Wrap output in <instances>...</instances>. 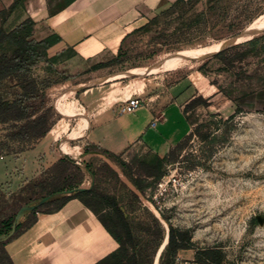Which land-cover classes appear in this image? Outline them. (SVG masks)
<instances>
[{
    "label": "rangeland",
    "instance_id": "obj_1",
    "mask_svg": "<svg viewBox=\"0 0 264 264\" xmlns=\"http://www.w3.org/2000/svg\"><path fill=\"white\" fill-rule=\"evenodd\" d=\"M251 40L256 42L248 45ZM232 46L239 49L227 56V64L214 58ZM120 52L119 61L109 60L96 69L98 76H159L166 86L186 80L207 106L200 105L201 112L189 116L190 136L177 160L163 169L164 177L157 183L139 180L143 194L115 163H133L138 159L133 153L105 157L124 179L104 158H86L88 180L83 176L79 185L56 199L95 188L97 197L82 199L106 211L102 213H111L112 205H117L129 218L140 246L154 251L151 264H159L169 225L189 231L194 248L219 249L220 264H264V0L179 4L127 37ZM59 71L44 62L34 67L36 86L24 107L31 119L42 115L52 123L68 118L82 128L89 115L74 93L62 88L71 77ZM22 124H0V157L4 159H0V176L12 164L9 156L28 151L36 142L11 138ZM64 145L58 144L55 152L59 159L73 161L61 154ZM69 146L72 150L67 152L76 157L73 147L77 143ZM68 173L67 184L77 183V173L73 169ZM52 177L46 176L43 179L48 181L42 183ZM36 187L28 197L45 199L40 186ZM0 205V220L14 216L18 207L11 197ZM159 232L162 239L157 244ZM194 254L192 249L178 252L176 264H198Z\"/></svg>",
    "mask_w": 264,
    "mask_h": 264
},
{
    "label": "crops",
    "instance_id": "obj_2",
    "mask_svg": "<svg viewBox=\"0 0 264 264\" xmlns=\"http://www.w3.org/2000/svg\"><path fill=\"white\" fill-rule=\"evenodd\" d=\"M187 1L0 0V27L11 30L29 19L33 40L55 41L47 49L48 58L67 55L58 60L55 70L71 77L62 88L73 92L89 115L82 128L68 118L56 120L28 151L9 156L12 164L0 176V204L9 197L18 204L14 225L23 224L45 199H56L58 194L45 199L28 196L37 184L48 181L43 178L52 175L50 165L60 158L55 152L58 144L65 142L61 154L73 160L87 181L86 158L90 156L102 158L108 153L122 158L134 153L138 160L143 159L140 156L162 158L189 135V116L201 111L200 105L185 111L186 105L200 97L188 81L166 86L159 76L101 77L93 69L116 58L127 37ZM20 93L15 79L0 83L4 101H14ZM133 99L143 100V106L132 114L119 115V106ZM72 142L77 143L73 147L76 157L67 152ZM116 249L94 214L74 198L58 211L37 213L34 223L4 247L12 264H96Z\"/></svg>",
    "mask_w": 264,
    "mask_h": 264
},
{
    "label": "trees",
    "instance_id": "obj_3",
    "mask_svg": "<svg viewBox=\"0 0 264 264\" xmlns=\"http://www.w3.org/2000/svg\"><path fill=\"white\" fill-rule=\"evenodd\" d=\"M192 1L194 0H188L187 2L178 3L177 5L186 4ZM177 5L163 13L170 11ZM32 27L33 22L29 19L21 22L11 30H6L3 26L0 27V83L8 78H13L21 90L17 99L11 102L4 101L0 96V124L23 123L17 128V131L11 135L13 140L18 141L39 139L44 136L54 123L49 122L46 117L42 115H37L31 119L24 107V102L28 99L30 93L35 90L36 81L33 78L34 67L41 62H44L46 66L51 67L57 64L58 60L67 56L64 54L48 58L47 49L55 42L54 39H45L43 41L33 40ZM255 42L256 40H251L248 42V45H252ZM238 49L239 46H232L217 53L214 55V58L218 59L223 64H227V56L238 51ZM120 53L121 52L119 51L116 58L112 59L111 62L119 61ZM102 66L103 65L100 64L93 67V69L101 68ZM199 105L207 106V103L201 98L194 99L186 105L185 111H190ZM237 110L238 109H236V112ZM189 136L190 134L162 158L156 157L151 162L135 159L131 164H128L125 161H117L115 163L122 170L124 175L132 182L136 190L143 194L144 186L139 180L151 179L154 183L160 181L164 177L163 169L167 164H172L177 160L178 152L182 149L184 140ZM104 155L110 159L116 157L108 153H104ZM105 166L107 167V165ZM87 167L88 166H86V168ZM71 169L77 173L78 182L69 185L67 184L70 176L68 172ZM49 171L53 176L52 179L47 184L42 183L39 185L41 191L44 192L45 197H52L56 194H61L68 189H74L83 179V173L80 169H78L72 161H68L67 159H59L56 163H52ZM113 175H115V173H113ZM83 196L95 198L98 194L96 189L92 188L88 191L76 193L74 196H65L42 203L32 210L23 224L14 225V216L0 220V264H12L4 247L15 234L22 232L34 223L37 213H51L58 211L71 198L78 199L86 208H88L117 244V249L113 253L101 259L96 264H151L154 251L148 252V250L140 246L129 218L125 213L119 209L117 205H112L111 213H102L106 211H104V209L98 210L97 207L91 204V201L83 200ZM49 206H54V208L47 211H41L42 208ZM154 222L159 226L156 219H154ZM156 237V243L158 244L162 239L161 233L159 232ZM190 240L191 237L189 231L169 225L167 244L164 246V250L159 258V264H176L177 253L191 249L195 250L194 260L196 263L220 264L222 255L219 249L194 248Z\"/></svg>",
    "mask_w": 264,
    "mask_h": 264
},
{
    "label": "built area",
    "instance_id": "obj_4",
    "mask_svg": "<svg viewBox=\"0 0 264 264\" xmlns=\"http://www.w3.org/2000/svg\"><path fill=\"white\" fill-rule=\"evenodd\" d=\"M143 100L141 99H133L128 101L127 103L119 106L117 113L119 115L122 114H132L134 113L136 110H138L140 107L143 106ZM152 125H154V123H152ZM0 159L2 160L3 157L1 156Z\"/></svg>",
    "mask_w": 264,
    "mask_h": 264
},
{
    "label": "bare ground",
    "instance_id": "obj_5",
    "mask_svg": "<svg viewBox=\"0 0 264 264\" xmlns=\"http://www.w3.org/2000/svg\"><path fill=\"white\" fill-rule=\"evenodd\" d=\"M228 45V44H227ZM102 158H104L107 163L117 172H119L118 168L115 166V164H113L112 162L108 161L104 156H101ZM120 176L124 179V177L121 175V173L119 172Z\"/></svg>",
    "mask_w": 264,
    "mask_h": 264
},
{
    "label": "water",
    "instance_id": "obj_6",
    "mask_svg": "<svg viewBox=\"0 0 264 264\" xmlns=\"http://www.w3.org/2000/svg\"><path fill=\"white\" fill-rule=\"evenodd\" d=\"M166 244H167V237H166V243H165V245H166ZM165 245H164V246H165ZM164 246H163V247H164ZM163 247H162V248H163Z\"/></svg>",
    "mask_w": 264,
    "mask_h": 264
}]
</instances>
